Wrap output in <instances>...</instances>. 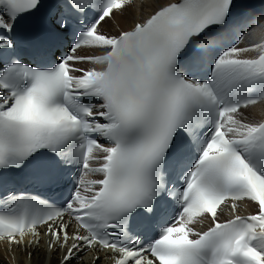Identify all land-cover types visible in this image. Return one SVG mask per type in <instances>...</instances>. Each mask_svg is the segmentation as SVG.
Returning a JSON list of instances; mask_svg holds the SVG:
<instances>
[{"label": "snow or ice", "instance_id": "6c2138e0", "mask_svg": "<svg viewBox=\"0 0 264 264\" xmlns=\"http://www.w3.org/2000/svg\"><path fill=\"white\" fill-rule=\"evenodd\" d=\"M44 7L0 0V241L29 264L42 244L57 264H264V8L141 0L105 34L136 0H57L25 56L17 23Z\"/></svg>", "mask_w": 264, "mask_h": 264}, {"label": "bare ground", "instance_id": "6f19581e", "mask_svg": "<svg viewBox=\"0 0 264 264\" xmlns=\"http://www.w3.org/2000/svg\"><path fill=\"white\" fill-rule=\"evenodd\" d=\"M141 0H138L137 7L135 9L134 15L128 16V17H122L120 15H117L114 20H109L107 23H104L103 26L100 28V31L105 34H115L121 29H125L129 27L133 19H139L141 17V10L139 8ZM133 10L130 9L129 12H132ZM148 9H144L143 14H148ZM251 39L248 40V43H252ZM254 54V53H252ZM250 54V55H252ZM264 113V107L254 108L250 110V114L252 118L260 119L262 114ZM13 258L9 256L8 253L0 252V264H29V260L26 256H24L22 253H17L15 250L12 251ZM83 261L79 263L74 264H89L86 259V255L83 256ZM58 255H51L47 254L44 248L41 247V250L37 252L36 255L32 257L31 264H57L58 261ZM99 264H104V262H99Z\"/></svg>", "mask_w": 264, "mask_h": 264}]
</instances>
